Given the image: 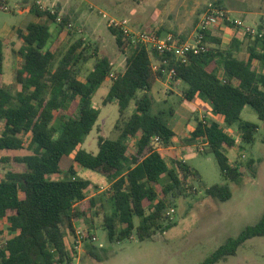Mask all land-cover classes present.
<instances>
[{"label": "trees", "instance_id": "16d2710c", "mask_svg": "<svg viewBox=\"0 0 264 264\" xmlns=\"http://www.w3.org/2000/svg\"><path fill=\"white\" fill-rule=\"evenodd\" d=\"M31 9L40 20L17 29L23 62L16 81L21 89L14 93L0 80V151H28L6 158L24 165L22 170L0 175V220L6 219L14 232L0 245V264H73L74 253L67 247L66 236L75 233L76 222L87 217L97 201L87 196L89 180L77 176L72 166L63 178H54L65 156L112 181L113 210L105 217L110 241L129 238L134 229L144 240L155 230L170 227L171 223H164L169 204L184 193L185 180L200 179V175L170 147L175 132L169 121L175 110L171 108L167 117L164 111H153L149 92L165 77L162 68L152 66L158 54L136 45L127 57L125 71L119 73L113 72L110 58L101 55L82 79V63L91 57L84 39H76L64 52L53 49L48 46L52 37L49 21H57L58 11L41 5ZM258 31L261 36H255L244 58L235 53L242 41L234 37L225 50L209 47L190 55L186 63L169 65L175 70L173 77L185 86L184 98H204L213 115L198 119L190 140L206 142L223 175L233 181L243 173L226 154L238 144L226 127L236 125L240 138L253 143L258 126L242 118L243 108L252 106L264 121V23ZM114 33L122 47L123 30ZM3 62L4 40L0 38V78ZM108 78L112 82L103 102L118 105V135L100 137L98 151L91 153L82 145L100 115L93 96ZM206 193L222 201L232 197L228 183L206 187ZM136 216L142 219L138 226ZM255 236H264V213L257 223L229 237L198 264L225 261ZM93 248L87 245L88 252Z\"/></svg>", "mask_w": 264, "mask_h": 264}, {"label": "rangeland", "instance_id": "374dc122", "mask_svg": "<svg viewBox=\"0 0 264 264\" xmlns=\"http://www.w3.org/2000/svg\"><path fill=\"white\" fill-rule=\"evenodd\" d=\"M40 1L41 3H39ZM9 0L10 9L0 10V38L4 40V62L1 82L14 93L21 89L16 81V71L23 62L19 53L22 40L17 29H23L37 19L31 9L40 6L58 11L59 18L49 21L52 37L50 47L62 52L76 39L83 38L87 52L91 57L82 63L80 78L84 79L101 55H107L113 72H124L127 57L138 45L137 35L142 32H153L159 37L172 35L179 41H193L201 31L203 20L209 9L222 10L232 19L243 21L236 25L217 19L206 30L207 44L210 48L225 50L234 37L242 41L240 49L235 52L240 58L247 56L249 45L254 43L255 36L242 30L246 26L258 29L264 23V0ZM45 5V6H44ZM61 21L65 25L61 26ZM127 29L123 33L124 44L120 47L114 33ZM71 32V34H70ZM220 39V43H217ZM112 80L108 78L96 90L93 103L100 108L99 118L86 137L82 147L91 153L98 151L100 137L115 138V128L119 117L118 105L115 102L104 104L103 100L110 91ZM184 84L174 77L159 80L149 94L153 98V111H176L184 98ZM198 106L188 103L180 111L188 109V121L184 128L173 137V144L181 159L197 170L200 179L184 181L185 191L169 205L164 223L170 227L155 230V233L144 240L137 236L136 229L131 237L122 241H110L105 227V217L113 210L110 190L104 187L112 181L98 173L78 165L71 157L65 156L61 162V172L54 178H63L72 166L77 176L89 180L87 196L93 197L97 205L87 217L75 224V231L82 229L96 240L86 242L73 255V264H198L226 242L229 237L238 236L249 225L257 223L264 213V121L261 120L250 105L242 110V118L257 124L253 143H246L238 134L237 126L226 127L236 136L238 144L228 149L226 154L231 162L243 173L238 180H228L222 173L215 155L210 152L204 141H191V131L198 119H209L212 112L208 102L198 98ZM133 106V103L131 107ZM180 115H183L180 113ZM173 117V116H172ZM170 117V119L172 118ZM170 123L175 127L174 120ZM3 125L0 124V133ZM30 136L25 138L28 147ZM28 153L27 149L19 151H0V175L7 170H22L24 165L8 160ZM183 157V158H182ZM230 185L232 197L222 201L218 197L208 196L206 187L214 184ZM174 211L171 212L170 209ZM138 226L142 219L134 218ZM92 233V234H91ZM14 235L6 219L0 220V245ZM75 233L67 234V247L73 245ZM87 245L94 246L92 253ZM70 251V250H69ZM217 264H264V236H255L241 245L235 255Z\"/></svg>", "mask_w": 264, "mask_h": 264}, {"label": "built area", "instance_id": "2783aa9c", "mask_svg": "<svg viewBox=\"0 0 264 264\" xmlns=\"http://www.w3.org/2000/svg\"><path fill=\"white\" fill-rule=\"evenodd\" d=\"M10 6L11 5L9 0H0V10L8 11L10 9ZM217 19H222L225 23L229 22L236 25L237 27H241L242 25H244L243 21L239 19H232L231 17L226 15L224 11L212 8L209 9V11L206 13L205 19L203 20V24L201 26V31L198 32V34L196 35V39L193 41H179L172 35L159 37L153 32L145 31L137 35L136 41L138 42V45H142L146 47V49L158 54V58H153L152 61V66L154 69L159 70L162 68V72L165 75L173 77L175 74V70L172 67L169 68L171 62L186 63L190 55L199 54L201 52H206L209 50V45L203 42L204 32L211 24L219 23ZM122 30L125 35H127L129 32L127 29ZM242 30L248 33H252L254 34V36H261L258 29L256 30L246 26V28H242ZM111 76H114V74L112 73ZM104 189L111 190V185L104 187ZM170 211L173 212L174 209L171 208ZM94 240H96L95 235L90 236L87 231L77 229L75 231L73 245L69 247V250L77 253L86 242H93Z\"/></svg>", "mask_w": 264, "mask_h": 264}, {"label": "crops", "instance_id": "0c3cea01", "mask_svg": "<svg viewBox=\"0 0 264 264\" xmlns=\"http://www.w3.org/2000/svg\"><path fill=\"white\" fill-rule=\"evenodd\" d=\"M38 1V0H37ZM39 3H41L40 1H38ZM42 6V5H41ZM45 6V5H44ZM44 8V7H43ZM53 10V9H52ZM39 17H37V19L33 22H37L39 21ZM195 104L198 106L199 102H198V98L195 101H187L184 102L183 104H181V106H179V108L175 111L173 117L171 118L172 120H174V124L175 127L172 126V124L169 121V126L170 128L175 132V138L174 140H176V136L180 133V131L184 128V125L187 123L188 121V109L187 110H182L180 111V108L184 105V106H189V104ZM180 113H182L183 115H180ZM170 119V120H171ZM205 144L207 145V143L205 142ZM183 158V157H182ZM184 160V158H183Z\"/></svg>", "mask_w": 264, "mask_h": 264}]
</instances>
